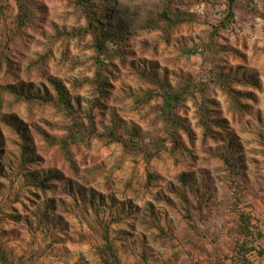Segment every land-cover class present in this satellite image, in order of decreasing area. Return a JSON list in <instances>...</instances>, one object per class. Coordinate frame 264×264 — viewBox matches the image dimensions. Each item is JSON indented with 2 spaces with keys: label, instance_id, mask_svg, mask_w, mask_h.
Listing matches in <instances>:
<instances>
[{
  "label": "rangeland",
  "instance_id": "rangeland-1",
  "mask_svg": "<svg viewBox=\"0 0 264 264\" xmlns=\"http://www.w3.org/2000/svg\"><path fill=\"white\" fill-rule=\"evenodd\" d=\"M0 264H264V0H0Z\"/></svg>",
  "mask_w": 264,
  "mask_h": 264
}]
</instances>
